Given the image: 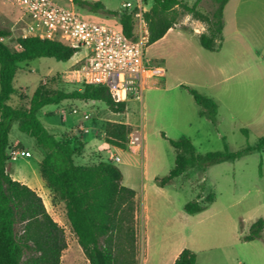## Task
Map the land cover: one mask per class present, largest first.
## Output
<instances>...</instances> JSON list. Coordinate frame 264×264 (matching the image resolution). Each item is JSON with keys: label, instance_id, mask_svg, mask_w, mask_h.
Masks as SVG:
<instances>
[{"label": "rangeland", "instance_id": "obj_1", "mask_svg": "<svg viewBox=\"0 0 264 264\" xmlns=\"http://www.w3.org/2000/svg\"><path fill=\"white\" fill-rule=\"evenodd\" d=\"M54 1L88 21L115 25L118 20V0L103 1L106 10L114 13H93L87 5H77L73 0ZM196 1L180 0V3L192 7ZM239 2L238 14L231 9L227 12L232 27L223 36L231 56L223 51L204 50L199 45L198 34L206 33V25L182 13L169 34L145 49V58L151 65L162 67L164 75L150 79L142 101H128L124 115H113L101 102L79 100L49 105L38 113L43 125L56 138L71 134L86 142L83 156L75 159L77 164L97 163L107 156L103 153L106 147L102 131L89 126H85L87 133L79 131L76 123L80 118L70 116L73 107L89 111L96 126L122 121L130 123L127 125L131 131L141 133V146L126 144L124 149L109 148L120 159L114 164L122 173L123 185L136 192L137 264H173L175 254L183 249L195 253L197 264H264V230L258 239L243 241L251 224L264 218V148L235 162L213 165L205 172L191 168L163 187L157 181L167 176L174 165L175 151L169 140L189 139L197 153L206 154L221 152L225 146L235 152L255 145L264 137V56L257 55L260 44L264 45V28H261L264 0ZM210 6L209 0H200L196 9L207 14ZM27 22L20 10L0 3V27L11 33L3 42L10 50L18 49L16 39ZM235 24L243 27L241 32L234 29ZM236 52L240 53V60H235ZM82 56L84 53L78 55ZM75 60V56L65 63L37 58L20 63L8 103L24 107L39 86L64 92L79 90L81 84L73 82L69 74ZM185 86L216 103L215 123L199 115L200 108ZM9 137L8 149L30 153L27 159L8 162L9 173L17 170L40 178L37 162L43 153L34 140L20 133L16 124L12 125ZM15 176L21 178L19 173ZM38 194L64 230L67 247L60 264H89L70 229L64 204L51 192L48 196L47 192L38 190ZM208 194L214 200L205 204L204 210L194 215L185 213L186 203L194 201L197 195L202 203Z\"/></svg>", "mask_w": 264, "mask_h": 264}, {"label": "trees", "instance_id": "obj_2", "mask_svg": "<svg viewBox=\"0 0 264 264\" xmlns=\"http://www.w3.org/2000/svg\"><path fill=\"white\" fill-rule=\"evenodd\" d=\"M199 1L188 7L181 6L180 0H145V4L149 5L143 14L148 30L147 46L162 39L168 30L175 27L179 16L185 13L206 25V33L198 35L199 45L206 51H218L224 25L223 10L229 0H209L211 6L207 14L196 9ZM73 2L87 5L93 13H114L107 11L98 0L93 3ZM180 6L183 8L181 13L178 11ZM117 16V23L111 26L118 28L127 39H132V15L120 12ZM10 36L9 30L0 27V39ZM16 44L18 49L12 51L0 41V264H60L62 252L67 247L63 228L47 212L41 197L14 180L9 173L7 152L14 124L42 151L39 176L54 198L64 204L70 229L88 263L137 264L136 192L123 185L120 169L109 159L77 164L75 159L83 156L85 151L83 139L71 134L58 139L38 117L44 107L65 100L101 102L115 114H123L126 104L114 102L104 87L81 84L79 90L72 92L39 86L27 98L24 107L11 106L8 102L13 92L12 82L20 63L37 58H51L65 63L77 52L63 42L33 37H19ZM184 88L200 108L199 115L215 123L216 103L193 88ZM99 127L104 132L106 144L119 149L126 147L127 136L131 132L128 125L106 122ZM242 132L247 133L246 130ZM169 143L175 151L174 165L167 176L157 179L160 187L185 175L191 168L205 172L213 165L235 162L246 155L260 153L264 148V137L255 145L235 152L225 146L221 152L206 154L197 153L186 138L169 140ZM200 199L201 196L197 195L194 201L186 203L183 207L185 213L194 215L201 212L205 204L214 200V196L208 194L202 203ZM263 230L264 218H259L251 224L243 241L258 239ZM173 264H197L196 255L189 249H183Z\"/></svg>", "mask_w": 264, "mask_h": 264}, {"label": "built area", "instance_id": "obj_3", "mask_svg": "<svg viewBox=\"0 0 264 264\" xmlns=\"http://www.w3.org/2000/svg\"><path fill=\"white\" fill-rule=\"evenodd\" d=\"M98 1L103 3L109 0ZM118 1V12L133 17L132 39L124 37L114 26L82 19L73 9L53 0H0V3L20 10L28 20L21 30V38L59 41L77 50L74 54L76 60L69 72L73 82L104 87L116 103L126 104L130 100L141 102L148 81L162 77L165 71L162 67L151 65L145 58L148 44V30L143 19L147 11L145 0ZM81 53L84 56L78 57ZM70 116L80 118L76 125L79 131L88 132L83 122L91 120L90 113L73 107ZM127 144L141 146V133L131 131L127 136ZM7 156L11 163L29 158L30 153L9 149ZM109 159L113 163L120 161L113 154H110Z\"/></svg>", "mask_w": 264, "mask_h": 264}, {"label": "crops", "instance_id": "obj_4", "mask_svg": "<svg viewBox=\"0 0 264 264\" xmlns=\"http://www.w3.org/2000/svg\"><path fill=\"white\" fill-rule=\"evenodd\" d=\"M238 2V0H229L228 1V3L225 5V7H224V10H223V22H224V25H223V29H222V34H221V36H222V41H221V46H220V48L218 49V51H214V52H211V53H220V52H224V54L226 55V56H231V53H230V49L229 48H227L226 47V40H225V38L223 37L224 36V33H225V31L230 27V25L228 24V22H230L231 23V20L230 19H228L227 18V12H228V10H232V12L234 13V14H238V10H240V2L239 3H237ZM244 10H245V8H244ZM241 12V11H240ZM247 13V12H246ZM248 14V13H247ZM240 24H235V25H233L235 28L234 29H236L238 32L240 31H242V29H243V27L242 26H239ZM232 27V26H231ZM230 27V28H231ZM261 28L263 29L264 27H262L261 26ZM172 29H170V30H168L167 31V33L164 35V37L167 35V34H169L170 33V31H171ZM199 34H201V33H199ZM198 34V35H199ZM163 37V38H164ZM162 38V39H163ZM161 40V39H160ZM158 42V41H157ZM153 45V44H152ZM261 46H260V50H259V52H257V55H259V56H261V57H263L264 56V45H262V44H260ZM151 46V45H150ZM210 52V51H209ZM240 53L239 52H236V54L234 55V58H235V60H240ZM92 103H95L94 101H91ZM86 112H88L89 113V111H86ZM125 113H123V114H121V115H124ZM113 115H115V113H113ZM79 122V121H78ZM77 122V123H78ZM115 122V121H114ZM76 123V124H77ZM117 123H122V124H129L130 125V123H128V122H122V121H117ZM83 125L84 126H89V128H93V129H95V130H101L100 129V127L99 126H96V125H94L92 122H91V120H89V121H84V123H83ZM84 141V140H83ZM9 142L11 143V138L9 137ZM84 143H86V142H84ZM86 146V145H85ZM105 150H104V155H106L107 156V159H109V157H110V154H113L111 151H110V149L109 148H111L112 146H109L108 144H106L105 143ZM113 155H115V154H113ZM39 163V161L37 162V164ZM17 173H19L21 176V178H17L15 175L17 174ZM38 174H39V171H38ZM10 175H11V177L14 179V180H17V181H19L20 183H22V184H24V185H26L27 187H29L32 191H34L39 197H42L40 194H38V190H41L42 192H44V194H46V192H47V194H48V196H49V190L46 188V186H45V184H44V182L42 181V179L41 178H38V176H36V175H26V174H22L21 172H19V171H17V170H14L13 171V173L11 174L10 173ZM43 201V200H42ZM43 203H44V206H45V208H46V210H47V212L50 214V212H49V210H48V207H47V205L45 204V202L43 201ZM51 215V214H50ZM52 217V216H51ZM136 219H137V215H136ZM54 220V219H53ZM55 221V220H54ZM180 251L181 250H179L176 254H175V256H174V258H173V261L175 260V258L177 257V255L180 253Z\"/></svg>", "mask_w": 264, "mask_h": 264}]
</instances>
